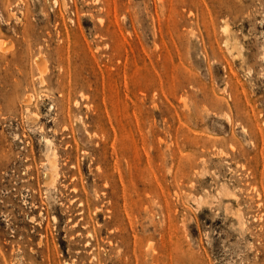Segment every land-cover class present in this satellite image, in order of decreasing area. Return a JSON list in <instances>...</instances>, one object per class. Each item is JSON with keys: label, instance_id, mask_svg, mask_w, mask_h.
<instances>
[{"label": "rangeland", "instance_id": "374dc122", "mask_svg": "<svg viewBox=\"0 0 264 264\" xmlns=\"http://www.w3.org/2000/svg\"><path fill=\"white\" fill-rule=\"evenodd\" d=\"M0 264H264V0H0Z\"/></svg>", "mask_w": 264, "mask_h": 264}, {"label": "bare ground", "instance_id": "6f19581e", "mask_svg": "<svg viewBox=\"0 0 264 264\" xmlns=\"http://www.w3.org/2000/svg\"><path fill=\"white\" fill-rule=\"evenodd\" d=\"M229 40H227L226 42H228ZM225 45V44H223ZM234 47V46H233ZM233 50V49H232ZM230 53V51H228ZM235 52V51H234ZM238 52V51H237ZM231 54V53H230ZM236 54V53H235ZM233 56V55H232ZM236 56V55H235ZM225 58V57H224ZM234 66V65H233ZM236 67V66H235ZM249 69V68H248ZM239 71V70H238ZM261 71V70H260ZM250 73V72H249ZM260 76V75H259ZM254 78V77H253ZM43 79V78H42ZM252 82V81H250ZM48 169L46 171V174H45V184L47 186H54L56 184V181H57V176H58V172H57V165H56V160L55 158L52 156V157H49V161H48Z\"/></svg>", "mask_w": 264, "mask_h": 264}]
</instances>
